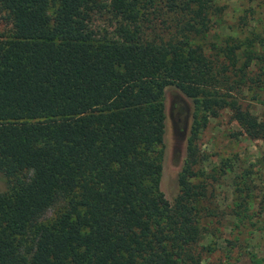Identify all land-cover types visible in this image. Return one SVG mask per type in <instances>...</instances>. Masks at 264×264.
Listing matches in <instances>:
<instances>
[{
  "label": "trees",
  "instance_id": "1",
  "mask_svg": "<svg viewBox=\"0 0 264 264\" xmlns=\"http://www.w3.org/2000/svg\"><path fill=\"white\" fill-rule=\"evenodd\" d=\"M224 14L215 0H0V264H203L207 111L264 140L244 103L264 104V37L207 42ZM169 86L194 104L174 202Z\"/></svg>",
  "mask_w": 264,
  "mask_h": 264
},
{
  "label": "rangeland",
  "instance_id": "2",
  "mask_svg": "<svg viewBox=\"0 0 264 264\" xmlns=\"http://www.w3.org/2000/svg\"><path fill=\"white\" fill-rule=\"evenodd\" d=\"M225 7L220 36L242 37L254 32L264 37V0H215ZM103 26V20H97ZM246 93L245 105L260 117L264 104ZM167 127L165 135L161 190L170 202L179 194V174L193 128V101L179 88L165 90ZM209 114L208 124L198 139L201 160L198 181L207 186L202 202L205 223L211 231L198 242L203 264H264V140L244 134L229 109ZM5 188L0 174V191ZM243 202V206L238 204ZM59 207L51 208L44 221L53 220ZM237 213H241L242 219ZM210 221V222H209ZM211 249V252L207 250Z\"/></svg>",
  "mask_w": 264,
  "mask_h": 264
}]
</instances>
